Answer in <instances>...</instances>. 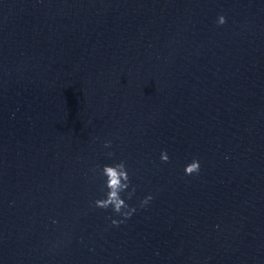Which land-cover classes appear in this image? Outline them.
Segmentation results:
<instances>
[{"label": "water", "instance_id": "obj_1", "mask_svg": "<svg viewBox=\"0 0 264 264\" xmlns=\"http://www.w3.org/2000/svg\"><path fill=\"white\" fill-rule=\"evenodd\" d=\"M0 264H264V0H0Z\"/></svg>", "mask_w": 264, "mask_h": 264}, {"label": "clouds", "instance_id": "obj_2", "mask_svg": "<svg viewBox=\"0 0 264 264\" xmlns=\"http://www.w3.org/2000/svg\"><path fill=\"white\" fill-rule=\"evenodd\" d=\"M218 22H224V17L222 15L219 17ZM110 143V141H105V147H108ZM164 158L166 159L167 157L165 156ZM100 171L105 178V184L108 188V193L105 199L95 201L96 206H111L114 212L120 213L124 218L130 217L136 211V208L132 207L130 210L122 211V206L123 208L127 209L128 205L120 196V193L127 189L129 187V184L131 183V181L129 180L127 168L123 165V163H120L118 165H105ZM194 171H199V163L196 161H193L188 166H186V172L188 174H191ZM134 191L135 187L133 186L132 190L128 192L129 198H131ZM152 198L153 197L151 195L146 197L141 202V206L147 205ZM121 222V220L117 221L115 219H113L112 221V223L114 224Z\"/></svg>", "mask_w": 264, "mask_h": 264}]
</instances>
